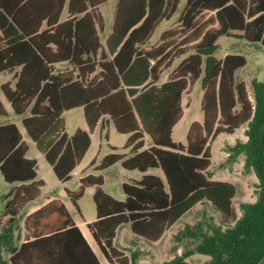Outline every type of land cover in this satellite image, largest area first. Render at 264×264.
<instances>
[{"label": "trees", "instance_id": "1", "mask_svg": "<svg viewBox=\"0 0 264 264\" xmlns=\"http://www.w3.org/2000/svg\"><path fill=\"white\" fill-rule=\"evenodd\" d=\"M107 1L0 0V73L12 74L1 86L5 101L64 183L87 154L99 123L102 132L113 124L128 136L123 147L128 153L112 147L113 153L91 162L96 173L83 175L75 190L66 189L80 213L78 201L94 188L97 218L88 229L109 264H136L135 256L130 259L115 246L119 227L129 224L134 235L156 243L198 204L210 205L221 220L206 215L186 225L175 237L184 252L167 264L194 255L209 257L204 264H257L264 256V81L254 80L250 95L236 78L246 57L216 54L222 37L264 45V0H186L174 25L149 49L136 45L146 44L163 21H170L182 0H116L105 56L98 52L105 30L100 7ZM183 56L167 82L158 85L163 69ZM199 81L203 122L191 124L186 144L175 142L183 97ZM76 108H83L88 130L69 135L63 115ZM0 116H8L1 99ZM244 126L247 141L229 146V160L244 155L245 169L253 170L261 185L255 202L240 204L239 215L237 185L212 180L210 168L213 143ZM29 149L16 124H0V172L16 185L7 195L9 226L0 233V264H101L60 200L26 217L25 239L16 242L23 207L45 185L37 161L27 157ZM118 163L143 174L123 184V201L103 189L102 172Z\"/></svg>", "mask_w": 264, "mask_h": 264}, {"label": "rangeland", "instance_id": "2", "mask_svg": "<svg viewBox=\"0 0 264 264\" xmlns=\"http://www.w3.org/2000/svg\"><path fill=\"white\" fill-rule=\"evenodd\" d=\"M186 0L181 1V7L179 12L171 19V21H164L157 29L155 35H158L161 31L173 25L178 17L179 13L185 5ZM115 8V0H110L107 4L101 7V13L105 19L106 25L109 28L113 20V11ZM66 17V11L63 14V19ZM220 49L217 53V58H223L226 54L238 53L242 54L247 59V65L236 72V78L238 81L245 82L250 95L253 94L252 82L254 80L264 81V45L262 44H250L246 41L238 38L222 37L218 41ZM10 79L9 75H0V84ZM203 91L201 88V82H197L194 86L190 97L189 107H185V115L181 122L175 127L173 133V139L175 142L186 144L188 129L193 121L203 120V114L201 111V99ZM0 96L2 97L1 89ZM186 96L185 102L189 98ZM2 100V99H1ZM4 103V101H3ZM6 105V103H4ZM10 116H0V124H16L24 140L29 144V152L27 157L35 159L37 161L38 179L43 180L46 183V187L43 189L41 199H45L52 193L60 194L62 199L66 201L69 206L74 219L79 225L86 231L84 221L94 222L96 220V206L93 200L94 188L86 190L84 197L79 201V207L83 214L82 218L76 208L71 204L69 199L64 194V188L67 187L70 190L76 189L80 184L81 171L86 168L91 160L95 157L99 149V130L96 131L93 136V146L82 164L73 172V176L70 182L63 184L55 176L51 165L47 162L44 155H42L37 149L36 145L26 134L25 129L21 124V118L16 116L8 108ZM66 122V130L68 134H73L77 128L87 129V125L84 118L83 108H76L63 115ZM237 137L233 135L223 134L212 145V166L210 170L211 179H222L232 182L238 187V195L234 200V205L240 212V204L242 202L253 203L258 198L259 187L261 181L258 175L253 170H246L245 156L241 155L236 158L235 161L229 160V143H236L239 138H244L245 133L242 130L237 132ZM126 140V136L117 133L113 128L111 129V142L116 146H122ZM103 148L101 155L108 152L105 139L102 140ZM96 173V172H94ZM157 175L162 176L160 170L155 171ZM105 179L103 189L105 192L113 195L118 199H124L123 183H129L131 179L138 178L140 172H130L121 166L120 163L114 165L102 172ZM12 189V185L4 180L3 175L0 172V233L4 228L9 226V217L5 214V205L7 201V195ZM212 216L216 222L221 220V215L214 210L210 205L198 204L191 212L186 214L177 224L169 229L163 238L156 243L148 242L140 237L135 236L130 228L129 224L122 225L115 239L116 248L121 251L128 258L133 259L135 256L136 264H167L178 260V258L184 252V245L177 243L175 237L182 231L186 225H195L200 222L204 216ZM25 213L19 217V221L14 229V236L16 242L20 244L25 239V232L23 229V219ZM9 238V236H8ZM9 242H6L4 248V258L9 259ZM98 254L102 264H109L100 250ZM209 257L203 255H194L183 262L186 264H204L208 261ZM133 264V263H130Z\"/></svg>", "mask_w": 264, "mask_h": 264}, {"label": "crops", "instance_id": "3", "mask_svg": "<svg viewBox=\"0 0 264 264\" xmlns=\"http://www.w3.org/2000/svg\"><path fill=\"white\" fill-rule=\"evenodd\" d=\"M69 0H67V2H68ZM110 0H108L107 1V3L109 2ZM106 3V4H107ZM105 5V4H104ZM104 5H102V6H104ZM101 6V7H102ZM101 7H100V11H101ZM115 7H116V0H115ZM181 7V6H180ZM65 11H66V17H67V9H65ZM64 11V12H65ZM114 11H115V8H114ZM114 11H113V15H114ZM64 14V13H63ZM102 14V13H101ZM66 17L63 19V15H62V20H65L66 19ZM104 18V17H103ZM104 21H105V19H104ZM171 21V20H170ZM164 22V21H163ZM162 22V23H163ZM169 22V21H168ZM161 23V24H162ZM160 24V25H161ZM159 25V26H160ZM174 25V24H173ZM112 26H113V20H112V22H111V25H110V27L108 28L107 27V25H106V22H105V30H104V33L103 34H101L100 35V41H101V44H102V46H103V51H101V52H98V54L100 55V54H102V52L104 53V55L105 56H108L109 55V51H108V47H107V45H106V42H107V40L109 39V37H110V34H111V31H112ZM172 25H169V27H167L166 29H168V28H170ZM159 28V27H158ZM157 28V29H158ZM157 29H156V31H157ZM166 29H164L163 31H165ZM156 31H155V33H156ZM163 31H161L158 35H155V33L152 35V37L149 39V41H147V43L146 44H144V45H142V44H137L136 45V47H139V49H143V48H146V49H149L150 47H152V46H155V45H157L159 42H160V35H161V33L163 32ZM217 55V54H216ZM227 55V54H226ZM225 55V56H226ZM224 56V57H225ZM223 57V58H224ZM184 58V56L183 57H180V58H177V59H175L174 60V62L172 63V65L169 67V68H164L163 69V72H162V74H161V78H160V81H159V83H158V85H162V84H164L165 82H167V80H168V77H169V74L179 65V63L182 61V59ZM219 59H221V58H219ZM59 67V66H58ZM0 75H9L10 76V79L8 80V81H6V82H3V83H1L0 84V89H1V86H2V84H4V83H7V82H9V81H11L12 80V74L11 73H8V72H5V73H0ZM196 85V84H195ZM194 85V86H195ZM194 88V87H193ZM193 90V89H192ZM192 92V91H191ZM2 93V92H1ZM191 94V93H190ZM190 94H185L184 95V97H183V101H182V105H183V109H184V114H183V117H184V115H185V107H189L190 105H188V104H191L190 103V97H189V95ZM186 96L187 97H189L188 99H187V101L185 102V98H186ZM203 96V95H202ZM0 99H2V101H4V103H6V105H5V107H6V109H7V112H8V115L10 116V112H9V110H8V108H10V110H11V107L9 106V104L5 101V99H4V96H3V94H2V97L0 96ZM201 101H202V99H201ZM84 111V110H83ZM11 112H12V110H11ZM13 113V112H12ZM65 114V113H64ZM203 114V113H202ZM183 117H182V119H183ZM85 118V117H84ZM181 119V120H182ZM203 119H204V115H203ZM181 120L179 121V123L181 122ZM21 121V120H20ZM85 122H86V120H85ZM194 122H199V123H202L203 122V120H202V122H200V121H193L192 123H194ZM178 123V124H179ZM191 123V124H192ZM177 124V125H178ZM86 125H87V123H86ZM176 125V126H177ZM175 126V127H176ZM191 126V125H190ZM105 127H106V130H108L109 131V138H108V140L107 139H105L104 138V133H105V131H101V126H100V123L97 125V127H96V129L94 130V132L91 134V140H92V142H91V146H90V148H89V150H88V152H87V154L89 153V151L91 150V148H92V146H93V136L95 135V133H96V131L97 130H99V149H98V151H97V153H96V155H95V157L91 160V162L93 161V160H96L97 161V163L104 157V156H106V155H108V154H110V153H113L114 151L112 150V147H116L118 150L116 151L117 153H128V151L129 150H124L123 149V147H124V144L126 143V141H127V138H128V136L127 135H123V136H126V140H125V142H124V144L122 145V146H116V145H114L112 142H111V129L113 128L115 131H116V129H115V127H114V125L113 124H110V125H108V124H105ZM175 127H174V129H175ZM190 128V127H189ZM78 129V128H77ZM76 129V130H77ZM82 129V128H81ZM174 129H173V133H174ZM246 129H247V126H244V127H242V128H240L239 130H242L244 133L246 132ZM75 130V131H76ZM84 130H88V126H87V129H84ZM189 130V129H188ZM239 130H237L236 131V133L233 135V136H235V138L238 136L237 135V132L239 131ZM117 132V131H116ZM75 133V132H74ZM73 133V134H74ZM118 133V132H117ZM72 134V135H73ZM23 135V134H22ZM69 135H71V134H69ZM24 138V137H23ZM219 138V137H218ZM103 139H105V141H106V146L108 147V152H106V153H103L102 155H101V152H102V148H103V142H102V140ZM174 140V139H173ZM239 140H241L242 142H246L247 141V137H246V135H245V137L244 138H239ZM146 147H148V146H150V140H149V138H146ZM235 143H229V145L230 146H232V145H234ZM87 154L85 155V157L87 156ZM85 157H84V159H85ZM84 159L82 160V162L84 161ZM82 162L80 163V165L82 164ZM91 162L89 163V165L86 167V168H84L82 171H81V177L83 176V175H87V174H90V173H94L95 171L93 170V167H91L90 166V164H91ZM80 165H78L76 168H75V170L80 166ZM116 165V164H115ZM114 166V165H113ZM113 166H111V167H113ZM111 167H109V168H111ZM108 168V169H109ZM108 169H106V170H108ZM124 169V168H123ZM74 170V171H75ZM126 170V169H125ZM210 170H211V168H210ZM73 171V172H74ZM105 171V170H104ZM128 171V170H127ZM155 171H158V170H150L148 173L149 174H155V175H157L156 173H155ZM73 172H72V176H73ZM130 172H134V171H130ZM142 176H143V174H141L140 173V176L138 177V178H134V179H131V181H137V180H140L141 178H142ZM158 176H161V175H158ZM163 176V175H162ZM80 177V178H81ZM71 181V180H70ZM70 181H68V182H70ZM80 181V180H79ZM215 181H223V182H229V181H225V180H222V179H215ZM61 182V181H60ZM68 182H66V183H64V182H62L63 184H67ZM104 183H105V179H104ZM230 183H232V182H230ZM124 184V183H123ZM234 184V183H233ZM236 185V184H235ZM15 186L16 185H12V189L9 191V192H11L14 188H15ZM46 187V183H45V185H44V187L41 189V194H40V196L37 198V199H35L34 201H31V202H29L28 204H26L24 207H23V209H22V211H21V213H20V216L19 217H21L24 213H25V217H24V219H23V229H24V232H25V228H24V220L26 219V217H28L29 215H31V214H33L34 212H36V211H38V210H40L42 207H44L45 205H47L48 203H50V202H52L53 200H60L65 206H66V208H67V210L69 211V213L71 214V216H72V218H73V220H74V222H75V224L79 227V229L81 230V232H82V234H83V236L85 237V239L87 240V242H88V244L90 245V247L92 248V250L94 251V253L97 255V257L99 258V260H100V257H99V254H98V250H100L99 249V247H98V245L96 244V242H95V240H94V238H93V236H92V234H91V232L89 231V229H88V224L89 223H91V222H88V221H84V225L86 226V231H84V229L79 225V223H77V221L74 219V217H73V214H72V212H71V210H70V208H69V206L67 205V203H66V201L65 200H63L62 199V196L60 195V194H56V193H52L51 195H49L48 197H46L45 199H41V196H42V193H43V189ZM66 189H68L67 187H65L64 188V194H65V196L68 198V196H67V193H66ZM70 190V189H69ZM75 190V189H74ZM109 194V193H108ZM123 194H124V192H123ZM111 195V194H110ZM112 197H114L113 195H111ZM115 199H117V200H119V201H123L124 199H125V195H124V199H118V198H116V197H114ZM69 199V198H68ZM69 201L71 202V200L69 199ZM80 201V200H79ZM79 201H78V206H79ZM71 204L74 206V204L71 202ZM75 207V206H74ZM76 208V207H75ZM80 208V207H79ZM76 210H77V208H76ZM79 213V212H78ZM79 215L82 217V218H84L83 217V214H82V212H81V209H80V213H79ZM96 217H97V215H96ZM120 228V227H119ZM119 230V229H118ZM117 234H118V232H117ZM136 236V235H135ZM100 262H101V260H100ZM101 264H102V262H101Z\"/></svg>", "mask_w": 264, "mask_h": 264}, {"label": "water", "instance_id": "4", "mask_svg": "<svg viewBox=\"0 0 264 264\" xmlns=\"http://www.w3.org/2000/svg\"><path fill=\"white\" fill-rule=\"evenodd\" d=\"M175 264H186L185 262H178ZM257 264H264V256L261 258V260Z\"/></svg>", "mask_w": 264, "mask_h": 264}, {"label": "flooded vegetation", "instance_id": "5", "mask_svg": "<svg viewBox=\"0 0 264 264\" xmlns=\"http://www.w3.org/2000/svg\"><path fill=\"white\" fill-rule=\"evenodd\" d=\"M178 263V262H177Z\"/></svg>", "mask_w": 264, "mask_h": 264}]
</instances>
